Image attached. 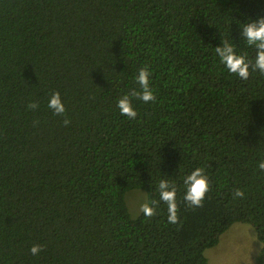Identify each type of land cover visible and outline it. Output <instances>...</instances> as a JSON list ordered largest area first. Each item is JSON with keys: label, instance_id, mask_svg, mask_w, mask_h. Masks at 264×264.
<instances>
[{"label": "trees", "instance_id": "1", "mask_svg": "<svg viewBox=\"0 0 264 264\" xmlns=\"http://www.w3.org/2000/svg\"><path fill=\"white\" fill-rule=\"evenodd\" d=\"M261 17L264 0H0V264H208L235 222L264 251V74L241 79L215 52L254 63L240 24ZM141 67L156 100L134 98L129 120L117 100ZM197 167L210 187L188 207ZM160 179L177 188L176 223ZM134 188L155 215H130Z\"/></svg>", "mask_w": 264, "mask_h": 264}, {"label": "clouds", "instance_id": "2", "mask_svg": "<svg viewBox=\"0 0 264 264\" xmlns=\"http://www.w3.org/2000/svg\"><path fill=\"white\" fill-rule=\"evenodd\" d=\"M242 35L246 39L249 46H254L256 49V56L254 63L249 60L245 55L238 54L232 44L224 43L222 47L215 49L216 54L219 56V62L224 65L228 72L235 74L241 79H247L250 75V67L253 71H259L264 74V17L248 23L240 24ZM151 71L147 67L138 69L134 76V80L138 85L137 89H133L128 93L123 94L117 100V108L122 116H126L129 120L135 119L138 115L136 108L133 106V99H139L145 103L155 102L156 95L154 89L150 85ZM38 104L32 102L28 105L30 109H37ZM47 107L53 111L54 115H63L66 112L64 103L62 102L59 92L51 94ZM65 125L70 121L65 119ZM258 168L264 169V159L258 162ZM184 195L183 200L188 207H200L203 204L205 194L209 191L208 177L203 168L197 167L182 177ZM159 194V200L167 205L168 222L176 223L177 216V188L173 181L160 179L156 185ZM236 196H242L240 190L235 192ZM158 201L145 198V201L140 204V210L145 216H153L156 213L154 207ZM43 250L39 244H34L30 248L33 256L38 255Z\"/></svg>", "mask_w": 264, "mask_h": 264}, {"label": "rangeland", "instance_id": "3", "mask_svg": "<svg viewBox=\"0 0 264 264\" xmlns=\"http://www.w3.org/2000/svg\"><path fill=\"white\" fill-rule=\"evenodd\" d=\"M147 194L142 188L125 192L124 199L132 217L140 213V204ZM208 264H264L263 245L254 227L248 223L235 222L225 230L216 245L205 250Z\"/></svg>", "mask_w": 264, "mask_h": 264}]
</instances>
